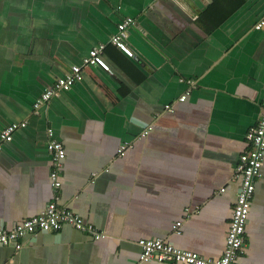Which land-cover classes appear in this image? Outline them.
Masks as SVG:
<instances>
[{
	"label": "crops",
	"instance_id": "crops-1",
	"mask_svg": "<svg viewBox=\"0 0 264 264\" xmlns=\"http://www.w3.org/2000/svg\"><path fill=\"white\" fill-rule=\"evenodd\" d=\"M127 17L133 58L109 44ZM263 19L264 0H0V132L26 123L0 152V228L55 202L105 236L39 232L0 247V264H134L140 239L220 258L235 168L264 104ZM99 44L111 71L82 68L35 111ZM48 130L65 149L58 189ZM239 261L264 264V161Z\"/></svg>",
	"mask_w": 264,
	"mask_h": 264
},
{
	"label": "built area",
	"instance_id": "built-area-1",
	"mask_svg": "<svg viewBox=\"0 0 264 264\" xmlns=\"http://www.w3.org/2000/svg\"><path fill=\"white\" fill-rule=\"evenodd\" d=\"M134 24L135 21L132 18H125L117 25L116 32L111 36L109 41L110 45L115 47L127 58L134 57V52L126 42L127 30ZM263 26L264 19L255 26V29L259 30ZM105 47V44H99L90 49L80 64L72 66L66 76L56 79L52 85L46 87L41 92L38 99L32 105L33 109L36 111L42 105L46 104L51 97L60 92L68 91L80 79L82 68L86 66H93L104 72H110V65L103 56ZM190 92L191 90L188 89L179 98L178 102L183 103ZM165 108L169 112L172 111L169 105H166ZM25 127V122L12 123L4 127L0 132V152L4 144L11 142L14 132ZM146 134L147 132L143 133V135ZM47 136L49 140L46 147L51 155L52 165L54 167V170L51 172V181L53 187L58 189L60 182L57 176L61 167V161L65 158V149L61 143L53 139L51 130L47 131ZM245 141L248 147L239 156L234 172L235 178L239 181V186L232 205L231 217L225 238V248L221 257L216 260H206L196 253L178 249L163 239H140L137 242L140 253L134 264H146L152 261L182 264H243L239 261V257L243 254L246 222L255 191V182L261 177V169L264 161V104L259 113L256 125L249 128L246 132ZM123 151L124 146L120 147L117 153L122 154ZM63 226H69L75 231L86 233L95 240L105 237L102 232L84 221V219L76 215L73 211L66 207H59L55 202H51L47 204L41 213L23 219L12 229L6 230L0 228V247L12 246L18 251L21 249L22 239L25 237L33 236L39 232H57ZM180 226V222L175 223L173 225V231L180 234Z\"/></svg>",
	"mask_w": 264,
	"mask_h": 264
}]
</instances>
